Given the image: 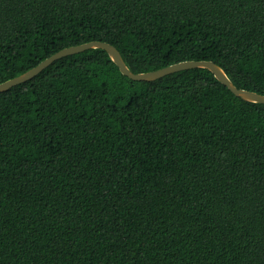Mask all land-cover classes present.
<instances>
[{
	"label": "trees",
	"instance_id": "obj_1",
	"mask_svg": "<svg viewBox=\"0 0 264 264\" xmlns=\"http://www.w3.org/2000/svg\"><path fill=\"white\" fill-rule=\"evenodd\" d=\"M88 42L264 96V0H0V84ZM0 264H264V105L102 49L0 93Z\"/></svg>",
	"mask_w": 264,
	"mask_h": 264
},
{
	"label": "water",
	"instance_id": "obj_2",
	"mask_svg": "<svg viewBox=\"0 0 264 264\" xmlns=\"http://www.w3.org/2000/svg\"><path fill=\"white\" fill-rule=\"evenodd\" d=\"M88 49L104 50L110 57L111 61L118 67L120 73L134 81H154L183 70L194 68L207 69L221 84H223L236 97H239L240 99L251 103L264 105V96L251 91L236 88L232 84V82L227 78L224 71L211 61H183L152 72L133 74L124 64L118 50L114 46L104 42H88L81 45L62 49L57 53L51 55L50 57L46 58L37 66L25 72L24 74L1 83L0 93L7 91L14 86L31 80L40 72H42L45 68L51 65L54 61L69 55L81 53Z\"/></svg>",
	"mask_w": 264,
	"mask_h": 264
}]
</instances>
